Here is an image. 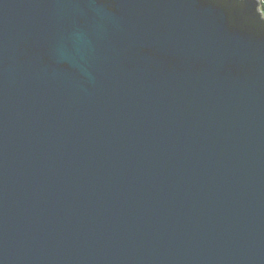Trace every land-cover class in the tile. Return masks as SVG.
Wrapping results in <instances>:
<instances>
[{"label": "water", "instance_id": "1", "mask_svg": "<svg viewBox=\"0 0 264 264\" xmlns=\"http://www.w3.org/2000/svg\"><path fill=\"white\" fill-rule=\"evenodd\" d=\"M260 0H0V264H264Z\"/></svg>", "mask_w": 264, "mask_h": 264}, {"label": "trees", "instance_id": "2", "mask_svg": "<svg viewBox=\"0 0 264 264\" xmlns=\"http://www.w3.org/2000/svg\"><path fill=\"white\" fill-rule=\"evenodd\" d=\"M260 2H261V9H262V11L264 13V0H260Z\"/></svg>", "mask_w": 264, "mask_h": 264}, {"label": "rangeland", "instance_id": "3", "mask_svg": "<svg viewBox=\"0 0 264 264\" xmlns=\"http://www.w3.org/2000/svg\"><path fill=\"white\" fill-rule=\"evenodd\" d=\"M264 16V15H263Z\"/></svg>", "mask_w": 264, "mask_h": 264}]
</instances>
